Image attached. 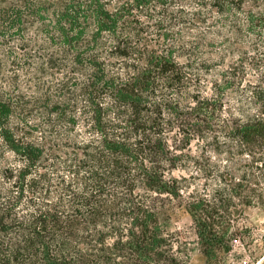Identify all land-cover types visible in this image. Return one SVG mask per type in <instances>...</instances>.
Instances as JSON below:
<instances>
[{
    "label": "trees",
    "instance_id": "obj_1",
    "mask_svg": "<svg viewBox=\"0 0 264 264\" xmlns=\"http://www.w3.org/2000/svg\"><path fill=\"white\" fill-rule=\"evenodd\" d=\"M256 206L264 0H0V264L210 261Z\"/></svg>",
    "mask_w": 264,
    "mask_h": 264
},
{
    "label": "rangeland",
    "instance_id": "obj_2",
    "mask_svg": "<svg viewBox=\"0 0 264 264\" xmlns=\"http://www.w3.org/2000/svg\"><path fill=\"white\" fill-rule=\"evenodd\" d=\"M238 219L239 232L227 244L215 246V259L208 261L195 249L191 264H264V207L247 208ZM169 230L181 240H196L191 217L183 208L173 213Z\"/></svg>",
    "mask_w": 264,
    "mask_h": 264
}]
</instances>
